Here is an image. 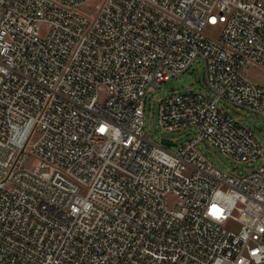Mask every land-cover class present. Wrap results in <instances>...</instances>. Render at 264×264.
I'll return each instance as SVG.
<instances>
[{"label":"built area","instance_id":"obj_1","mask_svg":"<svg viewBox=\"0 0 264 264\" xmlns=\"http://www.w3.org/2000/svg\"><path fill=\"white\" fill-rule=\"evenodd\" d=\"M87 1L0 0V264L264 263V147L219 107L264 121L243 74L264 67V0ZM195 60L210 93L159 101L184 140L149 138V91Z\"/></svg>","mask_w":264,"mask_h":264},{"label":"rangeland","instance_id":"obj_2","mask_svg":"<svg viewBox=\"0 0 264 264\" xmlns=\"http://www.w3.org/2000/svg\"><path fill=\"white\" fill-rule=\"evenodd\" d=\"M102 0H88L79 7L81 12L89 15L95 14L97 6L101 4ZM220 26L206 27L204 29L205 35L216 38L219 34ZM245 77L262 87H264V67L260 65H250L244 69ZM192 90L194 92L210 93V90L205 82L204 70L201 62L195 60L191 65L181 73H177L168 81L162 82L159 86L152 88L144 100L143 122L144 129L148 133V137L160 141L161 139L180 143L184 140L185 130L178 132L164 131L158 122L159 101L172 94H181ZM106 96L104 88L99 89V100H103ZM219 107L227 112L241 125L249 128L261 146L264 147V121L247 110L237 108L229 103L219 102ZM37 139V134L32 137V141ZM200 152L207 158V160L220 171L232 174H246L256 168L257 164H247L244 162L233 160L220 153L217 149L210 146L208 149L204 146H199ZM175 199L169 197L167 207L173 208ZM225 226L228 229H236V224L227 221ZM264 264V263H262Z\"/></svg>","mask_w":264,"mask_h":264},{"label":"water","instance_id":"obj_3","mask_svg":"<svg viewBox=\"0 0 264 264\" xmlns=\"http://www.w3.org/2000/svg\"><path fill=\"white\" fill-rule=\"evenodd\" d=\"M164 144H166V145H167L168 143L164 142Z\"/></svg>","mask_w":264,"mask_h":264}]
</instances>
